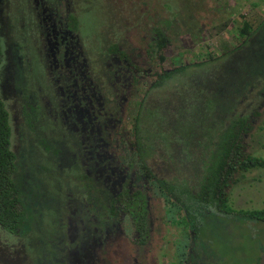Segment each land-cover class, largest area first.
Instances as JSON below:
<instances>
[{
	"label": "rangeland",
	"instance_id": "1",
	"mask_svg": "<svg viewBox=\"0 0 264 264\" xmlns=\"http://www.w3.org/2000/svg\"><path fill=\"white\" fill-rule=\"evenodd\" d=\"M4 1V4H0V9L5 7L7 12L4 13V32L9 37L12 51L15 48L19 50L18 56L22 61V66L18 67L20 60L13 57V63L21 68V72L18 90L12 93L16 97L7 100V108L12 114L13 150L17 153L21 173L17 185L22 189L21 196L24 198L23 233H31L28 245L31 258L23 257L29 260L28 264H60L62 261H54L52 251L36 250V246H33L34 235L47 242L51 240L49 234L54 230L55 235L63 240L77 233L88 234L86 220L75 209L79 201H87L88 196L84 194L87 174H94L99 180L106 178L115 189H122L128 184L124 170L117 165L121 161L116 151L110 147L106 151L101 150L105 138L100 134L106 130L110 135L109 141L114 140L116 119H119V115L128 117L127 106L133 103L131 98L137 96L134 92L138 90L144 99L148 94L145 107L160 108L161 116L166 121L164 123L178 120L175 122L177 133L180 136L188 135L190 142L195 130L198 132L193 119L197 115L198 123L205 103L204 98L197 99V91L217 85L216 94L207 100L205 109L206 113L214 111L220 118L222 106L228 109L234 102L228 97L235 93H231L227 82H238L241 93L235 97L238 101L235 112L251 116L253 126L251 134L246 135L245 147L250 153L264 159V93L260 88L247 86L246 80L253 78L252 73L240 76L238 72L233 75L230 70L225 71L229 66H238L237 55L229 58L222 56L242 42L239 28L243 16L251 18L256 24L260 21L264 0ZM71 16L80 23V31L70 27L74 26ZM227 22L229 27L221 31V26ZM158 30L164 31L172 40V46L166 51L168 62L165 68L193 64L198 59L208 61L209 56H217L222 58L217 63V71L207 65L209 74L199 76L195 82L184 77L180 80L182 82L171 84L172 79L157 88L146 85L148 77L145 76L141 78L138 89L133 85V70L143 69L150 73L157 68L151 50ZM113 45L126 52L128 63L109 52ZM60 56L64 57L65 63L59 61ZM248 61L241 56L242 65ZM32 96L36 103L31 101L28 105L32 109H27L24 105L29 103L28 98ZM35 112H39L38 118ZM228 114L231 116V112L228 111ZM110 116L113 119L105 121ZM186 119L190 124L184 122ZM187 125L188 129L185 128ZM43 139L51 140V145L55 147H66L62 149L64 156L61 153L54 156L47 151L43 147ZM84 139L93 149L89 152L90 159L85 160L94 165L88 166L87 170H84L86 162L82 159L79 158V163H76L75 154L78 151L83 157ZM199 142L210 144L203 136ZM213 143L217 144L218 140L213 139ZM210 153V148L190 147L181 139L175 144L174 163L164 158L162 148L154 161L157 168H162L165 173L177 171L181 176L186 173L191 178L204 165L201 158L210 161ZM96 159L98 166H95ZM61 162L64 170H61ZM237 179L239 182L229 189L231 205L238 210L264 209V167L240 173ZM91 220L88 229L93 235L100 236L93 225L94 218L91 217ZM252 228L253 236L264 247V222H254ZM178 229V226L162 222L157 227L154 240L147 243L143 252L154 251L158 244L166 252H175L177 241L180 239L179 242L183 243ZM226 231L224 234L232 246L231 250L238 247L242 251L246 249L245 230L232 225ZM83 239L85 245L82 254L91 264H103L104 253H107L106 263L115 259L118 264H131L130 258L140 251L130 244L126 236L119 234V229L112 237L108 234L107 239ZM252 239L257 241L254 237ZM259 254L258 251L254 253L256 256ZM66 255L69 259L64 261L65 264H78L79 252L67 250ZM166 261L169 262V259Z\"/></svg>",
	"mask_w": 264,
	"mask_h": 264
},
{
	"label": "trees",
	"instance_id": "2",
	"mask_svg": "<svg viewBox=\"0 0 264 264\" xmlns=\"http://www.w3.org/2000/svg\"><path fill=\"white\" fill-rule=\"evenodd\" d=\"M243 18V23L239 28V37L242 42L239 46L222 54L223 58L237 55L238 66H229L225 71L229 72L230 70L233 75L238 72L240 76L247 72L252 73L253 78L246 80L247 86L260 88L263 94L264 12L257 24L252 22L251 18L246 16ZM221 27V31H225L229 27V23L227 22ZM171 46V38L164 31L158 30L151 50L152 59L155 60L157 68L150 73L143 69L133 70L134 86L138 87L141 78L145 76L148 77L146 85L153 88L160 87L172 79L174 81L171 84H174L184 77L188 78V81L195 82L196 78H200L199 76L209 74L207 65H211V69L217 71V63L222 59L217 56H209L208 61L198 59L193 64H180L172 69H167L165 68L168 62L166 51ZM109 52L120 57L122 61L129 62L126 52L117 45H113ZM241 56L249 60L244 65L241 62ZM6 57L5 48L0 39V67ZM211 62L214 63L213 66ZM192 69L194 71L191 72ZM193 74L196 76L193 77ZM227 84L232 89L231 93H235L234 96L228 95L234 102L233 106L228 109L222 106L223 112L220 118H217L214 111L206 113L205 109L207 100L214 98L217 85L214 84L212 88L211 86L203 87L202 90L197 91V99L204 98L205 103L198 123L197 115L193 119L198 132L195 130L190 142L188 135L180 136L177 133L175 122L178 120L164 123L166 121L161 116L160 108L145 107L148 94L144 99L139 90H135L134 93L137 96L132 97L133 103L127 106L128 117L119 115V119H116L115 132L112 136L114 140L109 141L110 135L106 130H102L100 134V137L105 138L101 150L106 151L110 147L116 151L118 159L121 161L117 165L124 170L128 184H125L122 189H115L106 178L101 177L99 180L94 174H87L88 177H85L86 193L84 192V194L88 196L86 204L90 206L92 213L97 217V225L102 228L112 227L113 234L119 229L121 234L130 238L132 235L133 237L139 235L136 237L138 239L129 242L140 251H143L149 241L154 240L160 222L178 226L183 243L177 246V251L182 253L180 255L181 264H189V261L195 262L196 255L201 257L200 252L206 251L209 240H214V238L217 239L214 240V244L217 245L216 249L218 248L222 252L230 251L232 246L229 245L230 242L224 233L232 225L240 229L237 225L238 220L264 222V209L238 210L231 205L229 189L239 182L237 175L264 167V159L250 153L245 147L246 135L253 131L252 120L249 118L251 116H243L235 112L238 108V101L235 97L240 95L241 87L236 81H232V83L228 81ZM237 88L238 90H236ZM224 92L226 93V90ZM208 93H210L209 96ZM190 108H192L191 105ZM228 111L231 112V116H228ZM110 119L113 117H107L105 121ZM184 122L190 124L187 119ZM102 126L105 127L104 123ZM103 127L102 129H104ZM185 128L188 129L189 126L187 125ZM12 130L11 115L5 98L0 92V231L5 235L12 233L22 235L26 234V232L23 233L24 224L22 222L24 198L21 196L22 189L17 185L21 173L17 155L12 149ZM202 136L209 141V145L199 142V138ZM215 138L218 143L211 144ZM181 139L190 147L195 145L207 147L211 151L210 161L206 162L201 158L204 165H201V169L197 170L191 178H188L186 173L181 176L176 170L174 173H165L162 168H157L154 161L158 150L162 148L164 158L174 163L176 159L174 156L175 144ZM50 149L54 150L55 154H60L62 151L59 148L54 149L53 145H50ZM89 150L93 149L89 148ZM96 152H98L97 148ZM205 153L206 151L203 154ZM75 154L79 156L80 152ZM82 155H89V152L82 151ZM88 163L94 165L91 161ZM87 168L88 166H85L84 170ZM94 170L96 173V169H89V171ZM80 189L81 187L77 191ZM98 193L99 196H97ZM79 207H84L81 201H79ZM91 215L90 217H92ZM90 224V220H86L88 235L85 238L92 241L93 233L88 229ZM35 232L37 231L35 230ZM214 234L217 235L214 237ZM49 236L54 240H51V243L56 244L59 249L56 246L54 249L51 243L42 242L38 236L34 235L33 241L36 250L43 249V252L52 251L63 254H66L67 250H76L79 252V257L82 255L85 240L78 233L72 236V238L75 237L71 238L72 245L66 240L60 242L61 237L55 235V230L51 231ZM99 237L96 235L98 240ZM155 250H161L159 244Z\"/></svg>",
	"mask_w": 264,
	"mask_h": 264
},
{
	"label": "flooded vegetation",
	"instance_id": "3",
	"mask_svg": "<svg viewBox=\"0 0 264 264\" xmlns=\"http://www.w3.org/2000/svg\"><path fill=\"white\" fill-rule=\"evenodd\" d=\"M4 2H5L4 0H0V4H4ZM4 13H7L5 7L0 9V39L3 43L4 48H5V55H7V57L5 58V61L3 62V64L0 67V68H2V70L0 72V92H1L2 96L5 98L6 105L8 107V104H7L8 101L7 100L8 99L12 100L13 98L16 97L12 93L16 92L18 90L17 82L19 81L21 68H17V66L21 67L22 61H21V57L18 56V51H19L18 49H16V48L13 49V51H14V55H13V51L11 49L10 42H9V37L4 32V25H5V21H6L5 17H4ZM71 18H72V21L74 22V26H70V25L69 26L74 30L79 29L80 27H78V25L80 23H78V20L75 19L73 16H71ZM79 31H80V29H79ZM65 44H67V43H65ZM13 48H14V46H13ZM13 57H14V60H17V58L20 60L19 64H17V66L12 61ZM63 58H62V56H60L59 61H63ZM81 63H80V65H81ZM74 71H76V70H74ZM28 99H29V103L26 102L24 106L27 109H32V108H30V106L28 104H31V101L36 103V101L34 100L33 96L29 97ZM33 114H34V108H33ZM38 114H39V112H38ZM38 114L36 113L37 118H38V116H37ZM12 123L14 125L13 117H12ZM42 144H43V147H46L47 151L51 152L54 156L59 155V154H55L54 150L50 149L51 140L49 142V140L43 139ZM53 147H54V149L59 148V147H55V146H53ZM65 148L62 147L59 149H65ZM12 149H13V141H12ZM88 149L89 148H88L87 140L84 139L83 151H85V152L87 151V153H88L91 151ZM60 153L63 155V150ZM16 155H17V153H16ZM79 158L82 159L83 161H85V159H90V155H83V157L81 155L77 156V161H76L77 164L79 163ZM63 162H61V166H62L61 170L65 169V167L63 166ZM83 166H90V163L86 162V164H84ZM95 166H98V160L97 159L95 161ZM97 172H98V170H97ZM75 177L77 178V176H75ZM99 195L100 194L98 193L97 196H99ZM73 201H74V199H72V202ZM82 204L84 205V207H79V204H78V207H76L75 209H77V210H79V212H81L80 217L83 216V218L85 220H90V222H92L90 215L92 214L91 216L93 218L95 217V219H94L95 227L100 234V237H99L100 239H103V238L107 239L108 234H110L111 237L115 235L112 232V230H113L112 227L102 228L99 225H97V223H96L97 217L94 216V214L92 213L90 206L86 203H82ZM85 204L88 207H86ZM87 211L89 212L88 216H87ZM162 222H160V224ZM253 224H254L253 221H249L246 219L237 221V225L240 228L239 230L242 229V231L245 230L247 232V237H246V234L244 232V235L246 237L245 242H248L247 246L245 247L246 251L245 250L242 251L238 247L237 250H230V251L222 252L218 248L217 249L215 248L217 245L214 244V240H209V243L207 245L208 249L206 251L200 252L201 257H198V255H196L195 262L189 261V264H261V261H262L263 255H264V247L262 246L261 242L258 241V239L255 236H253V234H252ZM116 232H117V230H116ZM120 232L121 231L119 230V234H121ZM136 234L138 235V233H136ZM79 235L82 238H85L88 234H84V235L79 234ZM121 235L125 236L123 234H121ZM30 236H31L30 231H28L27 234H22V235L21 234L17 235V234H13V233L5 235L2 233V231H0V264H28L29 260H26L23 257L28 256L29 258H31L32 252L28 248V245L30 243ZM136 237H139V235ZM136 237H133V235H132V238L127 237V239L129 241L131 240L133 242L136 239H138ZM252 237H254L257 241L254 242ZM71 238H72V235L69 236L66 240L68 243H70V245L73 244ZM40 240L42 242H46L42 238ZM51 240L54 241L53 238H51ZM51 240L47 241L46 243H51ZM94 240H98L96 238V235H93V237H92V241H94ZM179 240L177 241V246L179 244H182V242L181 241L179 242ZM62 241H64V240L61 239L60 242H62ZM184 244H185V242H184ZM33 246L34 247L36 246L34 241H33ZM52 246H54V249H55L56 244H52ZM56 248H57V246H56ZM159 248L161 250H158L156 252L137 251L136 254L130 258L132 261L131 264H152V263H154V264H181L182 263V259L180 257V255L182 254L181 252H178L177 250L175 252H166V251H164V249H162L160 244H159ZM252 248H253V250H252ZM57 249H59V248H57ZM95 250H98V249H95ZM256 251H258L260 253L259 256L254 255V253ZM151 255H152V257H151ZM106 256H107V253H104L103 259H102L103 264H118V262L115 259L114 260L111 259L110 261H108V263H106V260H107V259H105ZM20 259H21V261H20ZM57 259L58 260L62 259L60 264H65L64 261L69 259V258L66 254L55 252L54 253V261H56ZM167 259H169V262L166 261ZM78 264H91V262H90V260H86V256L84 254H82L80 257H78Z\"/></svg>",
	"mask_w": 264,
	"mask_h": 264
},
{
	"label": "water",
	"instance_id": "4",
	"mask_svg": "<svg viewBox=\"0 0 264 264\" xmlns=\"http://www.w3.org/2000/svg\"><path fill=\"white\" fill-rule=\"evenodd\" d=\"M261 264H264V255H263V258H262Z\"/></svg>",
	"mask_w": 264,
	"mask_h": 264
}]
</instances>
